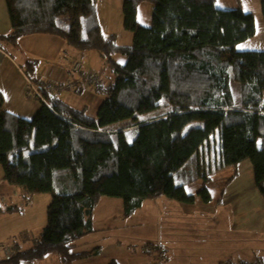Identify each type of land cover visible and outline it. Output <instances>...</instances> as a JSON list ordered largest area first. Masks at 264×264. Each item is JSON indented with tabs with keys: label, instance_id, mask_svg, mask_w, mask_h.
Wrapping results in <instances>:
<instances>
[{
	"label": "trees",
	"instance_id": "obj_1",
	"mask_svg": "<svg viewBox=\"0 0 264 264\" xmlns=\"http://www.w3.org/2000/svg\"><path fill=\"white\" fill-rule=\"evenodd\" d=\"M142 2L152 5L148 27L136 20ZM5 3L11 28L0 45L54 35L99 53L114 81L94 117L48 94L30 119L0 111L3 182L51 197L33 246L0 264L32 263L51 253L64 262L86 255L71 250L93 231L92 212L103 196L121 199L125 217L159 195L191 203L187 184L174 176L215 131L217 169L248 160L264 203V51L236 50L254 35L252 13L219 8L215 0H124L123 28L132 43L118 46L115 35L100 28L96 0ZM260 13L264 20V0ZM34 65L25 63L28 76ZM232 82L239 85L237 101ZM204 185L197 195L207 203Z\"/></svg>",
	"mask_w": 264,
	"mask_h": 264
},
{
	"label": "crops",
	"instance_id": "obj_2",
	"mask_svg": "<svg viewBox=\"0 0 264 264\" xmlns=\"http://www.w3.org/2000/svg\"><path fill=\"white\" fill-rule=\"evenodd\" d=\"M123 1L96 0L95 10L102 32L106 35H115L118 46H130L132 35L123 28L121 11ZM141 4L136 10V20L139 24H141L139 14L146 8V5ZM241 9L253 14L255 32L251 38L240 42L236 46V50L264 51V20L260 8L256 12ZM10 28L5 0H0V35L8 34ZM63 53L79 61L87 71L102 73V67L106 64L96 51L75 49L66 45L61 38L49 34H30L21 37L14 44H1L0 93L2 101L0 102V111L4 110L18 117L30 119L40 106V101L34 96L25 95L26 79L39 83L65 82L72 79L70 65L63 60ZM117 55L113 56L115 60ZM28 61H35L30 76L25 73L23 68ZM109 85L111 82H106V88H104L108 89ZM234 88H237V97L233 94ZM89 89V87L80 85L74 92H50L48 95L72 108L84 110L87 115L94 117L106 92L104 91V95H101L92 93ZM231 90L234 100L237 101L239 85L232 82ZM212 137L213 141H211ZM212 149L214 150L213 155H211ZM218 164L219 136L215 131L174 176L177 184H187L186 192L193 180L200 187L205 182L204 186L210 194V201L207 203L201 201L197 195L198 190L194 192L191 203H183L159 195L153 199L145 200L137 210L125 217L122 212V202L110 201V199H106L108 198L106 196L100 197L92 212L93 231L75 241L77 243L74 246H78V242L82 240L85 244L88 242L86 240L89 236L99 233H102V236L97 240L92 239L87 248L84 247V249L74 252L75 254H87L78 256L73 261L85 260L80 264H155L154 255L131 249L132 246L123 249L119 242L113 243L114 237L122 239L130 237L129 234H126L129 232L130 226H137L145 222L140 217L142 216L140 212L146 206V202H152L151 204L155 207L159 204L165 211L168 207L174 206L183 212L187 222L197 223V226L204 225L199 228V234L196 235L185 234L183 232L187 231L186 228L178 229L168 221V228L163 230L159 226V242L166 252L165 264H241L243 262L259 264L264 261V203L255 185H242V176L245 173L248 178L250 173L254 181L252 165L248 160H245L236 166L218 170ZM222 173L225 174L226 180L229 178L237 185L230 187L234 189L233 192H226V199L224 188H222L220 193L223 196L215 203L210 191L211 181ZM13 188L3 182V173L0 167V195L11 196L12 192L14 193ZM20 193L23 199L29 194L22 189L17 192L18 195ZM232 194L234 197L229 199ZM147 206L151 209V205ZM10 207L16 209L15 205ZM97 208H101L103 212L97 215ZM196 214L200 218L210 214V220L215 219L212 223H208L207 219L196 218ZM229 215L230 219L227 217ZM137 216L139 219L136 218ZM175 223L181 224L178 220ZM156 226L158 230V223ZM205 226H210V228L205 229ZM112 232H117L119 235L112 234Z\"/></svg>",
	"mask_w": 264,
	"mask_h": 264
},
{
	"label": "rangeland",
	"instance_id": "obj_3",
	"mask_svg": "<svg viewBox=\"0 0 264 264\" xmlns=\"http://www.w3.org/2000/svg\"><path fill=\"white\" fill-rule=\"evenodd\" d=\"M260 0H215V4L218 7L225 8V9H235V8H243L244 10H251V11H258L260 8L259 5ZM141 5H146V8L142 10L139 14V22H141L142 26L148 27L151 24L152 19V5L146 2H142ZM149 7V8H147ZM140 24V25H141ZM227 57V56H226ZM116 61L123 64L125 62V57L122 55H117ZM84 69V67H83ZM99 77L102 80V84L105 87L106 82L114 81V74L113 71L107 64H104L102 67V73H99ZM31 81V80H30ZM32 82V81H31ZM234 84V83H233ZM236 85V84H234ZM110 86V85H109ZM106 88V87H105ZM89 91L92 93H100L104 95V89H93L90 88ZM233 94L237 97V88L233 89ZM213 141V137L211 139ZM211 155H213L214 150L212 149ZM245 173L242 176V185L243 186H254V181L251 178L249 173V178L246 176ZM226 176L224 173L218 174L215 176L211 181V196L213 201L216 203L218 199L223 196L220 191L224 188L225 192V199L227 197L226 192H233V188L231 186L237 185L231 179H225ZM233 183H232V182ZM228 186L226 189L225 187ZM187 187V186H186ZM198 183L193 180L191 184L188 186L187 194L193 195L195 191L199 190ZM14 193L12 192L11 196L7 197L6 195H0V209H5L12 205L16 206V209L13 212L2 213L0 212V259L9 258L11 257L18 248L21 251L27 250L31 248L35 242V240L39 237L43 227L46 223V208L50 202V194L48 193H41V194H28L26 195L25 199L17 194L19 188H13ZM21 190V189H20ZM234 195L232 194L229 199H232ZM106 199H110V201H116L117 203H121V199L108 197ZM263 201V200H262ZM152 202H146V206L142 212H140L145 222L137 225V226H130L129 232L126 234L130 235L127 239H122L118 237H114L113 243L119 242L123 249L132 246V248L136 249L137 251L141 250L143 245L151 246V244H155L159 242V229L161 228L164 230L167 227V221L175 226L178 229L186 228L187 231L183 233H189L190 235L199 234V228L201 226H197V223H190L187 222L184 218V214L180 209L175 208L174 206L168 207L166 211L164 208L159 206V204L155 207L151 204ZM147 205H151V209L147 208ZM103 210L101 208H97L96 214H101ZM162 214V216H161ZM176 217V218H175ZM196 218L199 219H207L208 223H212L215 218L210 220V214L207 217L200 218L197 214L195 215ZM230 219V215L227 216ZM139 219V216L136 217ZM179 221L181 224L175 223V221ZM157 223H158V230H157ZM207 224V223H206ZM205 224V225H206ZM210 226H205V229H209ZM157 231V233H156ZM112 234L119 235L117 232H112ZM102 236V233L95 234L89 236L87 238L85 244H83V240L78 242V246H74L71 250L72 253L78 252L82 249L87 248L90 246V241L92 239H99ZM158 238V239H157ZM77 242H74L76 244ZM161 244V243H160ZM162 245V244H161ZM163 247V246H162ZM4 250L7 251V255L4 254ZM139 253V252H137ZM166 255V252L164 250ZM151 255H154L153 253ZM155 258V255H154ZM82 261L85 260H72V262H64L58 254L51 253L46 255L42 259H38L32 263H24V264H80ZM223 264V263H222Z\"/></svg>",
	"mask_w": 264,
	"mask_h": 264
},
{
	"label": "built area",
	"instance_id": "obj_4",
	"mask_svg": "<svg viewBox=\"0 0 264 264\" xmlns=\"http://www.w3.org/2000/svg\"><path fill=\"white\" fill-rule=\"evenodd\" d=\"M63 60L68 62L70 65V73L72 75V79H69L65 82H38V84L31 82L29 79H26V89L24 92L25 95L34 96L38 101L46 103V99L44 96L45 94L59 91L74 92L80 85L93 89L103 88L105 90L102 84V80L99 77V73L84 70L82 64L79 61L69 57L65 53H63ZM141 251L146 252L148 254L153 253L155 255V264H165L166 255L160 243L156 242L155 244H151V246L143 245L141 247ZM4 254L7 255L6 250H4ZM241 264L257 263L243 262ZM259 264H264V261L260 262Z\"/></svg>",
	"mask_w": 264,
	"mask_h": 264
}]
</instances>
